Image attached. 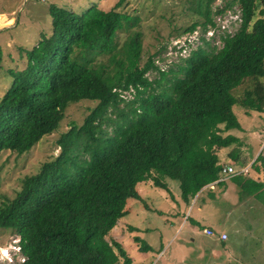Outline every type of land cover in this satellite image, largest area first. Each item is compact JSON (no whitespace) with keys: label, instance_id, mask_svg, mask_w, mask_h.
Wrapping results in <instances>:
<instances>
[{"label":"trees","instance_id":"16d2710c","mask_svg":"<svg viewBox=\"0 0 264 264\" xmlns=\"http://www.w3.org/2000/svg\"><path fill=\"white\" fill-rule=\"evenodd\" d=\"M126 1L107 10L92 3L81 12L52 3L51 33L41 32L36 44L24 48L22 68L9 69L12 82L0 97V151L28 150L59 125L69 102L96 100L82 123L59 134V152L24 175L16 194L0 204V226L17 233L25 256L12 264H130L121 243L105 236L127 213L129 197L148 207L137 183L151 178L170 191L167 178L177 179L189 201L223 174L217 148L239 145L237 135L224 133L242 129L233 105L246 113L264 111V0H227L216 11L238 4L236 30L220 34V46L205 41L209 48L191 49L178 64L182 75L157 90L158 79L147 72L157 69L163 78L167 71L151 56L141 62L140 31L117 45L124 24L138 20L119 9ZM203 13L205 31L214 21L209 7ZM245 79L243 91L233 92ZM125 90L133 92L131 99ZM237 146L228 152L235 161ZM251 164L264 170L263 150ZM231 179L240 196L264 204V177L235 172Z\"/></svg>","mask_w":264,"mask_h":264},{"label":"rangeland","instance_id":"374dc122","mask_svg":"<svg viewBox=\"0 0 264 264\" xmlns=\"http://www.w3.org/2000/svg\"><path fill=\"white\" fill-rule=\"evenodd\" d=\"M226 1L127 0L119 9L132 17L138 16V20L130 27L124 24V29L116 36L117 45L121 46L129 33L139 30L141 62L151 56L159 70L167 71L163 78L157 69L152 68L147 72L150 79H158L154 83V89L163 88L175 75H182L178 64L182 63L191 49L198 45L205 48L212 44L220 46V34L232 33L238 27V4L235 3L222 12L216 11ZM115 2L116 0H0V97L12 82L9 69H20L25 65L24 48H31L36 44L41 32L51 33L49 7L52 3L81 12L92 3L107 10ZM208 7L214 25L208 24L203 31L199 23L205 20L203 12ZM193 22H197L195 28L186 29ZM205 41H209L210 45L205 44ZM248 84L249 80L245 79L232 91L240 94ZM123 94L126 100L133 97V92L129 90L123 91ZM95 103L96 100L85 98L69 102L59 125L50 133L44 134L31 148L22 153L10 149L0 151V204L16 194L24 175L36 172L43 161L53 158L59 152V134L73 123H82L85 114ZM119 106L124 107V102ZM233 110L241 125L251 130L249 141L260 142L261 149L264 146V111L250 110L246 113L238 104L233 105ZM111 115L115 117L116 112ZM113 126V122L108 123L106 129L112 131ZM226 132L242 135L243 139L247 137L245 132L237 128H230L224 133ZM232 146H221L217 154L220 162H228V151ZM145 181L147 182L138 183L136 188L149 208L141 200L129 197L125 205L127 213L116 221L105 236L110 241L117 240L116 236L121 233L125 234L118 242L125 248L130 264H184V261H193V246L200 253L198 264H264V204L260 201L237 193L236 199H211L202 203L201 197H193L185 202L177 179L167 178L170 191ZM194 201L195 206L197 203L202 205L198 223L191 222V217L197 215L195 208L188 207ZM208 224L213 226L215 232L222 229L231 231L225 247L208 244V239L214 236L204 232ZM121 225H124L122 230ZM129 226H132V230ZM192 229L194 242L190 240ZM134 236H138L142 243H147L149 249L141 250L140 241H136ZM18 238L12 228L0 226V264H11L9 258L14 259L20 255L16 251Z\"/></svg>","mask_w":264,"mask_h":264},{"label":"crops","instance_id":"0c3cea01","mask_svg":"<svg viewBox=\"0 0 264 264\" xmlns=\"http://www.w3.org/2000/svg\"><path fill=\"white\" fill-rule=\"evenodd\" d=\"M241 126H242V129H241L242 132H245L247 137H245V139H243L244 136L235 134V135H237L239 137V142H238L239 145L237 146L234 143L231 144V145H233L232 147L237 146L240 149L239 154H238V160L235 161L231 157H229V160H228L227 163H223L222 161L220 162V159H219V162L223 166L231 165L234 168H239V167H245L246 166L247 167V171L244 172L243 174L245 176L251 177V178H253V179L257 180V181H260L264 177V170H262V169L261 170L254 169L251 163L253 162V160L255 159L257 154L261 150L264 149V146L263 147L261 146V149H260V145H261L260 142H257L258 143V145H257V143H252L251 141H249V136L251 135V130H247L246 126L245 127L243 125H241ZM220 148L221 147L217 148V154H218V151H219ZM231 175H232V173H228V172L221 174V177L219 179H217V180L205 185L201 189V191L198 194H196V196H194V197H196V198L201 197L202 203H204V201H206V200L210 201L211 199L212 200H215V199H224V200H226V199H236V197H237L236 194L239 193V190H238V186L236 185V183L231 179ZM146 180H148L149 184L152 183L151 178H148ZM141 182L145 183L147 181L142 180V181H139L138 183H141ZM136 187H137V185H136ZM137 190L139 191V189H137ZM247 197H253L257 201H260L262 203V201L259 198H257L256 196L248 195ZM192 199H193V197L190 198L189 200H192ZM185 202H189V201H185ZM195 202L196 201H194V203L192 202L191 204H188V207L190 206L191 208H195L197 217H191V222L198 223L199 222V217H201V215H202V211H201L202 210V205L197 203L196 206H195L194 205ZM144 206H145V204H144ZM148 207H149V205H148ZM187 218H189V215H188ZM123 226L124 225H121V230L123 229ZM192 227L194 228V225ZM206 227L213 228V226L210 225V224H208ZM222 231L227 233L228 236H227L226 239H221L216 234L212 238L208 239V244L209 245H218V246H221L222 248L225 247L226 244H227L226 240L230 239V237H231V231L226 230V229H222ZM191 232H193V229H192V231H190V234L192 235L193 233H191ZM124 236H125L124 233H121L118 236H116L117 241H119L120 238H123ZM190 240L192 242H194L195 241V236L192 235L190 237ZM193 248L195 250L194 251L195 254H194L193 261H191V262L184 261V264H198V259H200V253H199V251H197L196 246H193ZM171 264H174V263H171Z\"/></svg>","mask_w":264,"mask_h":264},{"label":"built area","instance_id":"2783aa9c","mask_svg":"<svg viewBox=\"0 0 264 264\" xmlns=\"http://www.w3.org/2000/svg\"><path fill=\"white\" fill-rule=\"evenodd\" d=\"M241 19V17H240V12H239V20ZM240 22V21H239ZM236 30V29H235ZM234 30V31H235ZM233 31V32H234ZM232 32V33H233ZM229 33V32H228ZM232 33H230V34H232ZM247 171V167L245 166V167H239V168H234V167H232L231 165H227V166H223L222 167V170H221V172L222 173H235V172H242V173H244V172H246ZM205 233H207L208 235H218V237L219 238H221V239H226L227 238V233L226 232H224V231H218V232H215L211 227H206V229H205ZM17 250L20 252V255H18L16 258H9V261H10V263L12 264V263H14V262H17V261H23L24 259H25V256H24V254H22L21 253V250H20V247H19V244H17Z\"/></svg>","mask_w":264,"mask_h":264},{"label":"clouds","instance_id":"9594fccd","mask_svg":"<svg viewBox=\"0 0 264 264\" xmlns=\"http://www.w3.org/2000/svg\"><path fill=\"white\" fill-rule=\"evenodd\" d=\"M16 251H18V250H16Z\"/></svg>","mask_w":264,"mask_h":264}]
</instances>
